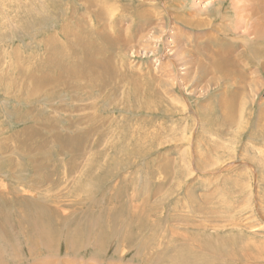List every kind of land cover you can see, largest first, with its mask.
<instances>
[{
    "label": "rangeland",
    "instance_id": "374dc122",
    "mask_svg": "<svg viewBox=\"0 0 264 264\" xmlns=\"http://www.w3.org/2000/svg\"><path fill=\"white\" fill-rule=\"evenodd\" d=\"M0 264H264V0H0Z\"/></svg>",
    "mask_w": 264,
    "mask_h": 264
},
{
    "label": "bare ground",
    "instance_id": "6f19581e",
    "mask_svg": "<svg viewBox=\"0 0 264 264\" xmlns=\"http://www.w3.org/2000/svg\"><path fill=\"white\" fill-rule=\"evenodd\" d=\"M249 29V28H248ZM249 32V31H248ZM255 33V32H254ZM254 33H252L254 35ZM223 61V60H222Z\"/></svg>",
    "mask_w": 264,
    "mask_h": 264
}]
</instances>
